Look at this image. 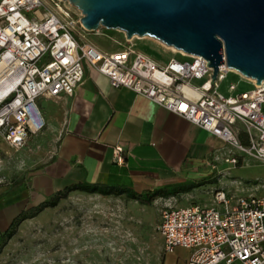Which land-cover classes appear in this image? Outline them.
Masks as SVG:
<instances>
[{"label": "built area", "instance_id": "built-area-1", "mask_svg": "<svg viewBox=\"0 0 264 264\" xmlns=\"http://www.w3.org/2000/svg\"><path fill=\"white\" fill-rule=\"evenodd\" d=\"M66 2L0 0V80L11 84L0 96V135L8 146L25 147L45 126L38 100L74 95L90 67L112 87L129 88L217 136L224 146L213 156L215 167L244 156L264 163V81L235 94L231 83L226 95L219 90L232 72L226 63L212 85L214 69L201 55L161 64L134 43L102 48L84 32L104 36L107 28L87 30L82 11ZM156 230L166 253L189 250L185 264H264V195L219 191L209 204L167 205Z\"/></svg>", "mask_w": 264, "mask_h": 264}, {"label": "crops", "instance_id": "crops-1", "mask_svg": "<svg viewBox=\"0 0 264 264\" xmlns=\"http://www.w3.org/2000/svg\"><path fill=\"white\" fill-rule=\"evenodd\" d=\"M38 105L45 126L22 148L29 150L27 168L15 181H0V248L33 206L70 187L114 188L119 196L178 187L171 196L190 198L217 177L213 156L224 146L217 136L129 88L112 87L93 68L74 95L42 97Z\"/></svg>", "mask_w": 264, "mask_h": 264}, {"label": "rangeland", "instance_id": "rangeland-1", "mask_svg": "<svg viewBox=\"0 0 264 264\" xmlns=\"http://www.w3.org/2000/svg\"><path fill=\"white\" fill-rule=\"evenodd\" d=\"M72 9L78 13L77 7ZM105 31L104 36L84 33L88 40L108 50L120 48V43H134L161 64L171 57H187L154 37L127 40L120 30ZM231 83L238 85L233 94L254 87V82L232 71L219 82V90L232 94ZM28 152L11 148L0 135V181L12 182L22 175ZM197 188L195 193L201 190L202 196L168 195L151 202L127 193L119 196L90 192L91 189L71 190L64 197L38 203L17 222L0 248V264H185L189 250H164V239L156 230L161 209L167 205L209 204L219 191L228 195H264V163L249 156L239 164L222 159L217 161L215 181Z\"/></svg>", "mask_w": 264, "mask_h": 264}, {"label": "water", "instance_id": "water-1", "mask_svg": "<svg viewBox=\"0 0 264 264\" xmlns=\"http://www.w3.org/2000/svg\"><path fill=\"white\" fill-rule=\"evenodd\" d=\"M93 31L122 30L129 39L154 37L214 69L226 63L247 78L264 81V0H66Z\"/></svg>", "mask_w": 264, "mask_h": 264}, {"label": "trees", "instance_id": "trees-1", "mask_svg": "<svg viewBox=\"0 0 264 264\" xmlns=\"http://www.w3.org/2000/svg\"><path fill=\"white\" fill-rule=\"evenodd\" d=\"M74 189H81V188L70 187L67 190H65L64 192H62L58 197H64L67 195V193L69 191L74 190ZM84 190H90V192H103L106 194H121V193H123V191H120L119 189L107 188V187H97V186L86 187V188H84ZM125 192L130 197H134V198L139 199V200L151 202L152 200H154L160 196H168V195L176 194L177 192H179V188L178 187H165V188H160V189H155V190H146L142 193H137L134 191H125ZM11 232L8 234V236L11 234ZM8 236H7V238H8Z\"/></svg>", "mask_w": 264, "mask_h": 264}, {"label": "bare ground", "instance_id": "bare-ground-1", "mask_svg": "<svg viewBox=\"0 0 264 264\" xmlns=\"http://www.w3.org/2000/svg\"><path fill=\"white\" fill-rule=\"evenodd\" d=\"M133 38H143V37H140V36H134ZM132 39V38H131ZM166 45V44H165ZM168 48H170L172 51L174 52H178V53H181V54H184V55H189L188 53L182 51V50H179L177 48H175L174 46H169V45H166ZM231 70L230 71H234V72H237L239 73L237 70L235 69H232L230 68ZM247 78V77H246ZM248 80L254 82V84H257L256 82V79H253V78H247ZM11 89V84L10 83H5V82H2L0 80V96L6 94L9 90Z\"/></svg>", "mask_w": 264, "mask_h": 264}]
</instances>
